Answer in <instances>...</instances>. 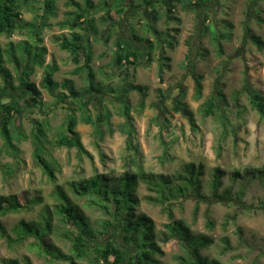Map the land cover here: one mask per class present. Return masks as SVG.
I'll return each mask as SVG.
<instances>
[{"label": "rangeland", "instance_id": "374dc122", "mask_svg": "<svg viewBox=\"0 0 264 264\" xmlns=\"http://www.w3.org/2000/svg\"><path fill=\"white\" fill-rule=\"evenodd\" d=\"M45 1L30 0L21 12L23 19L32 21L34 17H47ZM101 1L93 0L98 8L94 25L98 37L88 44L93 57L91 67L95 84L102 81L106 91L114 89L111 96H98L92 90L87 91L86 71L72 75L71 70L76 66L72 55L60 48L59 37L68 36L69 31L62 29L59 23L66 20L67 13L77 10L73 2L83 5L84 0H55L54 14L46 19L50 25L42 33L44 51H36L24 43L20 45L24 41L34 45L35 42L18 29L11 37L0 35L2 65L13 75L16 87L12 90L0 75V102L16 98L22 106L12 130L17 151L7 147L0 131V196L16 195L25 205L21 211L0 218L6 231L15 241L14 229L21 221L41 225L49 220L51 233L45 239L46 243L69 255L72 244L63 235L70 228L61 222L58 214V206L65 203L58 196L60 191L64 192L69 204L79 208L89 224L99 230L106 216L101 210L88 206L86 197L75 194V183L88 181L96 175L119 177L129 170L174 176L181 173L186 164L192 163L203 167L202 193L206 197L199 202L197 215V198H179L172 206L170 218L166 209L146 200L145 197L155 196V193L148 190L144 181H140L138 187L141 202L137 212L153 219L157 241L165 251L163 263L180 264L178 257L185 262L193 261L177 240H162L168 233L167 224L185 219L194 235L213 239V244L203 250V257L221 264H264V119L253 104L255 95L264 98V48L260 50L254 42L255 38L264 42V0H211L206 6L189 11L176 4L172 16L180 22L166 23L164 17L156 26L160 31L180 27L175 49L166 47L162 53L161 48H157L149 61L144 60L130 70L133 78L129 83L141 86L143 90L130 86L129 92L124 86L123 74L112 64L114 42L110 40L113 43L106 44L103 38L109 35L114 21L123 20L130 13L119 17L115 13L116 20L104 24L100 22V18L106 16ZM205 23L213 24L211 34H205L199 43ZM146 24L137 22L134 25H140L139 34L154 40L153 33L150 35L145 31ZM218 30L224 35L221 41L223 54L218 53L212 40L214 34H219ZM185 37L189 38L191 49L184 44ZM28 48L39 54L44 62L43 66L33 65L34 72L29 77L41 91L43 106L40 109L34 107L24 87L20 86V71H16L14 63L17 57L23 65L22 52ZM205 51L203 57L201 53ZM161 54L170 61L161 60ZM28 61L30 63L31 59ZM52 63L56 66L55 84L50 89L44 86L43 77L49 67L47 64ZM194 75L203 77V95L199 100L195 98ZM65 78L73 79L75 89L80 92L86 89V93L81 98H72L58 85ZM219 91L223 97L219 96ZM180 99L194 113L196 129L181 114L173 112L175 102ZM126 105L134 119L135 142L139 145L140 155L127 149L126 136L118 132L107 133V120L114 128L125 121L122 112ZM209 106L212 114L205 115L204 109ZM219 107L223 114L218 111ZM87 113L93 118L99 113L106 114L103 139L92 125L83 123L82 117ZM71 115L77 119L76 131L86 153L56 144L67 133ZM37 120L45 125L42 152L55 167V182L48 179L34 158ZM216 174L220 178L217 194L222 195L230 189L232 202L217 201L213 197ZM207 212L212 228L208 227ZM224 239L228 240V245ZM111 241L124 244V264H131L134 249L123 242L117 228H111L91 244L99 247ZM226 246L229 247L227 251L224 250ZM15 259L21 264H69L45 256L34 237L15 242L0 237V264H10ZM77 263L92 264L91 260Z\"/></svg>", "mask_w": 264, "mask_h": 264}, {"label": "trees", "instance_id": "16d2710c", "mask_svg": "<svg viewBox=\"0 0 264 264\" xmlns=\"http://www.w3.org/2000/svg\"><path fill=\"white\" fill-rule=\"evenodd\" d=\"M102 11L106 13V16L100 18V22L109 23L113 20L111 13L112 10L116 12L118 16L126 13L129 7H144L154 12L153 25L148 22L146 24L145 31L148 34L153 33L154 40L146 38V42L150 46L149 59L152 53L157 49L166 47L175 49L178 41L177 37L181 33L180 27L174 29H166L168 31H160L157 29V24L166 17V23L171 21L180 22L179 19L173 15L176 10V4L181 5L183 10H198L211 3V0H172L170 7L164 9L162 3L159 0H102ZM129 2L128 5L124 4ZM30 0H0V35H6L11 37L14 34L15 29L22 33H26L35 42L30 44V41L21 42L26 45H30V48H35L36 51L43 48L40 45L43 43L42 33L47 24L46 19L48 16H53L55 0L45 1V13L47 17L35 18L32 21H26L22 17V10L27 7ZM77 10L73 13H67L68 17L65 21L59 23L62 29H69L71 31L70 36L62 35L59 37L60 48L63 51L70 52L72 55V61L76 65V68L71 72L72 75L78 74L81 71H86L89 84L87 91L92 90L94 94L98 96H111L115 90L106 91L103 87V82L99 81L95 84L94 72L91 67L92 53L89 49L88 42L83 40L80 32L87 36L91 31L95 30L96 16L98 14V8L94 4L93 0H84V4L81 5L78 2H73ZM162 9V12L161 10ZM41 19V21H40ZM205 22L208 19H204ZM264 22V20H263ZM24 23V24H23ZM213 24H204L202 34L199 35V43L201 37L210 32V28ZM219 31V30H218ZM176 35H175V34ZM213 37V36H212ZM172 38L173 40H167ZM111 39V35L107 37L105 43L108 44ZM141 39V38H139ZM224 39V35L221 31L219 34H214V40L217 51L219 54H223L221 41ZM256 46L261 50L264 48V42L260 38L254 39ZM187 45L189 49L192 48L191 43L188 41ZM2 49L0 47V75L4 78V82L10 86L12 90H15L13 84L14 77L8 71L4 69L2 61L4 62ZM207 51L202 52L204 57ZM15 54V51H13ZM23 65L20 60L15 57L16 71H20L19 80L20 86H23L27 92L31 103L36 109H40L43 106L41 101L40 89L31 81L29 77L32 76L34 70L33 65L43 66V59L40 60L39 54L33 53L31 49H27L26 52H22ZM28 59H31L29 63ZM138 56L135 52L128 51L125 48L119 46V52H117L116 60L113 66H115L122 74L125 87H132L133 89L142 91L143 88L138 85L130 84V79L133 78V71L137 65ZM170 61L168 57H163L161 54V60ZM81 61L83 64L80 65ZM30 64V65H29ZM54 67H49L44 74L43 84L46 88L53 89L55 81L53 80ZM194 93L195 98L200 99L203 95V77L194 75ZM63 90L68 91L71 97L74 99L81 98L85 93L77 91L74 86V80L65 78L58 84ZM18 88V87H17ZM219 96L223 97V93L219 91ZM143 100L145 94L142 93ZM128 104V102H126ZM253 104L260 114V117L264 119V98L255 95ZM218 107V106H217ZM218 111L223 114L222 108H217ZM75 110V109H74ZM173 112L181 114L190 123L193 129L197 128L194 113L189 109L188 105L182 100L175 102L173 106ZM22 112V106L16 98H11L8 101L0 102V131L6 145L10 149H14V135L13 127L18 119V116ZM205 115L212 114L210 106L204 109ZM125 121L122 124L113 127L109 120L106 122L107 133L110 135L118 132L121 135L126 136L127 149H133L137 155H140L139 145L135 142L136 128L134 126V119L130 115V107L126 105L123 112ZM220 114V115H222ZM105 113H99L95 118L91 117L88 113L87 116L82 117V121L85 124L92 125L96 134H99L101 139L104 137V131L102 128L105 126L104 119ZM77 119L74 116H70L67 123V133L61 136L56 142L59 147H66L69 149L76 148L81 153H86L84 146L81 142L80 136L76 131ZM45 137V125L41 120L36 121V140L37 144L34 149V158L37 164L42 168L44 174L52 182L56 181V170L52 162H50L42 152V140ZM17 151V149L15 148ZM133 163H135L133 161ZM261 174V173H260ZM203 175L202 165L196 166L192 163L186 164L181 173L174 176L167 175H154L147 174L145 172H131L126 171L119 177H109L107 175H96L85 182L75 183V194L79 197H86L88 199L87 205L101 210L107 219L101 224V229H94L86 219L79 208L72 206L66 200L64 192L60 191L58 196L65 200V203H61L58 206V214L61 222L68 226L70 229L64 233L65 239L71 242V254L65 255L60 253L54 246L46 243V238L51 233L50 221L38 225L21 221L14 229L16 235L15 241H23L27 237H34L38 241L45 256L54 261H66L69 264H78L77 261L91 260L92 264H124L125 252L123 250L124 244H117L113 241L108 242L102 246L95 247L91 244L102 235H106L111 228H117L120 236L125 243H129L134 251L130 257L131 264H164L162 258L165 256V251L157 241L155 232V223L153 219L145 214H139L137 208L140 205V198L137 195L140 181H144L150 192H154V195H148L146 198L151 204L159 205L163 209L169 212V217H172V206L179 198H187L192 196L197 198L195 206V215L198 213L199 202L204 197L202 193V181ZM213 182V197L215 200L232 202L233 195L231 190H227L222 195H218L219 188L218 180L219 176L215 175ZM264 179V172L262 173ZM240 198V197H239ZM25 205L21 203L16 195L0 196V218L10 213H16L21 211ZM206 219L208 220V227L212 228L210 213L207 212ZM168 233L164 234L163 242L170 240H177L179 244L188 251L193 258L192 262H185V259L178 257L180 264H221L217 260H209L203 257L202 252L207 247L213 244V239L206 235H194L191 225L185 219L171 221L166 225ZM0 237L7 238L10 242H15L8 232L6 231L1 219H0ZM225 244L228 245L227 239ZM226 246L224 250H228ZM92 258V259H91ZM10 264H21L19 260L15 259Z\"/></svg>", "mask_w": 264, "mask_h": 264}, {"label": "crops", "instance_id": "0c3cea01", "mask_svg": "<svg viewBox=\"0 0 264 264\" xmlns=\"http://www.w3.org/2000/svg\"><path fill=\"white\" fill-rule=\"evenodd\" d=\"M171 1L172 0H159V2L162 3V4L163 3H170ZM128 4H129V2H126L124 4V6L128 5ZM73 12L74 11H72L70 13H73ZM115 13H116L115 11L112 13V15L114 14L113 15L114 17H112L113 18L112 22L114 21V18L116 20ZM127 13H130V15H127L123 20L114 21V23H113L114 27H112L113 29L111 28L109 30V33H108L109 34L108 36L111 35V39L110 40H113V42H114V43L112 41L110 42V40L108 42L110 44L113 43L112 45H114V54H113L114 57H113V59L111 58L113 60V63H112L113 65H114L115 60H116L117 52H119V46H121L122 48L127 49L128 51L135 52L137 54V56H138L137 65L139 63H141L142 61H144V60H146V61L148 60L149 61L150 46L146 42L147 40L144 37V35H142V33L139 34L138 27L140 25L138 27H136L134 24H136L137 22H139L141 24L144 23V22H148L152 26L153 25L152 20H153L154 12L152 10H150V9H145L144 7L140 6V7H129L125 14H127ZM117 17H119V16L117 15ZM104 24H107V23H104ZM49 25L50 24H49V21H48L46 26H45V28H44V31H45V29H47L49 27ZM68 31H69L68 32L69 33L68 37H69L70 34H71V31L69 29H68ZM166 31H168V30H166ZM78 32H80L83 40H85V42H88V43H91V42L95 41L97 39V37H98L97 36V34H98L97 32L98 31L96 32V31L93 30L85 37L82 34L83 32H81V31H78ZM107 37L105 36V38H103L104 42L107 39ZM139 38H141V39H139ZM188 39L189 38L185 37L184 44H187ZM40 46L42 47L43 44L40 45ZM112 60H111V62H112ZM47 65L49 67L56 68L54 63H52L50 65L47 64ZM80 65H82V61H81ZM49 67H47V68H49ZM75 68H76V66H75ZM73 70H71V72ZM129 90H130V88L128 87L126 92H129Z\"/></svg>", "mask_w": 264, "mask_h": 264}, {"label": "flooded vegetation", "instance_id": "af4514ba", "mask_svg": "<svg viewBox=\"0 0 264 264\" xmlns=\"http://www.w3.org/2000/svg\"><path fill=\"white\" fill-rule=\"evenodd\" d=\"M172 4V3H171ZM171 4L163 3L162 6L164 9H168Z\"/></svg>", "mask_w": 264, "mask_h": 264}]
</instances>
